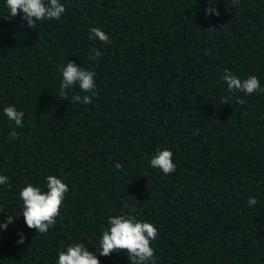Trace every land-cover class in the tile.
Listing matches in <instances>:
<instances>
[{
    "label": "trees",
    "instance_id": "trees-1",
    "mask_svg": "<svg viewBox=\"0 0 264 264\" xmlns=\"http://www.w3.org/2000/svg\"><path fill=\"white\" fill-rule=\"evenodd\" d=\"M60 2L59 20L32 29L0 0V222L18 217L0 229V264H57L71 243L95 252L113 215L159 229L156 264H264V93L223 80L227 69L264 87V0ZM93 27L112 43L90 39ZM93 47L103 55L89 60ZM67 62L96 73L95 95L67 90L91 104L59 97ZM7 106L25 113L23 127ZM157 148L173 151L174 173L150 166ZM49 175L70 190L42 235L25 224L19 192L46 191ZM99 259L130 264L123 252Z\"/></svg>",
    "mask_w": 264,
    "mask_h": 264
},
{
    "label": "clouds",
    "instance_id": "clouds-1",
    "mask_svg": "<svg viewBox=\"0 0 264 264\" xmlns=\"http://www.w3.org/2000/svg\"><path fill=\"white\" fill-rule=\"evenodd\" d=\"M209 3L215 2L209 0ZM6 6L10 10V17H15L22 12V18L26 21L25 27L32 29H35L38 21L59 20L66 11L65 5L60 0H6ZM213 13L217 16L220 14L213 7L205 9L206 15ZM90 39L99 41L101 44L112 43L109 34L100 27L90 29ZM102 55L98 48L93 47L89 51V60H96ZM61 72L59 97L66 100L71 98L72 103L81 101L84 104H91L92 97L88 95L82 97L78 93L69 97L67 90L78 85L80 91L95 95L93 90L96 88V73L85 67H78L74 62H67L66 66H61ZM223 80L227 82L229 92L238 91L248 96L257 92L264 93V87H261L256 75H250L242 80L226 69ZM227 103L224 101V104ZM240 103L243 101L241 100ZM3 113L16 127H23L25 115L23 111L17 110L15 106H7L3 109ZM193 134L198 135V131ZM9 138L19 139L15 129L9 133ZM173 155L171 149L157 148L150 160V166L159 169L164 175H170L176 171L177 167L173 162ZM115 167L121 169L123 166L116 163ZM7 184H9V178L0 174V185ZM46 188L45 191L29 183L19 192V198L23 202L22 215L25 224L29 229H35L36 233L42 235L47 234L50 227L56 224L57 218L61 217L63 202L70 190L69 185L56 175L47 176ZM247 203L249 206H254L258 200L254 196L249 197ZM17 218V216L8 215L7 221L0 222V229L6 230ZM108 225L98 244L95 245V252L89 251L83 243H71L66 250L59 252L57 264H101L99 256L108 257L114 252L126 253L130 264H156L155 249L150 246V242L157 239L159 229L153 223L138 220L131 215H113L109 216ZM25 239L26 236L20 233L18 243H24Z\"/></svg>",
    "mask_w": 264,
    "mask_h": 264
}]
</instances>
